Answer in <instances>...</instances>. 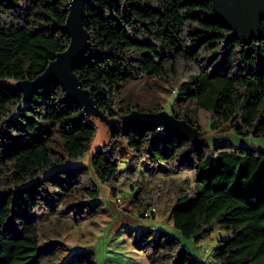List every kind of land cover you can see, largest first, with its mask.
<instances>
[{
    "label": "trees",
    "instance_id": "obj_1",
    "mask_svg": "<svg viewBox=\"0 0 264 264\" xmlns=\"http://www.w3.org/2000/svg\"><path fill=\"white\" fill-rule=\"evenodd\" d=\"M69 4L0 0V264H60L67 247L44 241L43 224L51 217L94 216L90 201L101 198L88 167L59 168L89 150L95 124L61 85L38 90L31 99L18 88L69 46L63 31ZM84 27L90 45L74 72L98 110L118 114L122 88L145 78L158 91L175 94V103L195 101L213 123L229 122L239 134L264 137V21L262 39L245 45L228 39L230 29L216 18L213 0H93ZM158 125L114 131L110 149L92 158L95 177L117 196L124 146L150 166L164 165L165 173L189 172V190L175 179L170 188L174 227L196 243L215 228L227 234L206 263L161 232L145 246L154 250L153 264H264V150L222 142L211 149L177 132L158 131ZM119 199L127 212L142 202L136 196ZM62 264L96 260L93 252L74 250Z\"/></svg>",
    "mask_w": 264,
    "mask_h": 264
},
{
    "label": "rangeland",
    "instance_id": "obj_2",
    "mask_svg": "<svg viewBox=\"0 0 264 264\" xmlns=\"http://www.w3.org/2000/svg\"><path fill=\"white\" fill-rule=\"evenodd\" d=\"M121 96L118 114L109 115L101 110L96 113L88 112V118L96 126L89 150L81 157L66 160L59 167H88L101 192L100 199L90 201L96 204V214L80 221L71 217H51L43 224L44 233L41 238L44 241L61 242L67 247L60 254V264L74 250L93 252L96 264H153L154 250L145 246L150 239L163 232L169 237L179 239L194 257L212 263L211 251L227 231L215 228L211 234L196 243L174 227L170 214L173 201L170 188L173 179L183 181L189 190L194 183L191 173H165L164 165L150 166L135 158L133 151L124 146L122 154L127 156L120 166L123 175L117 183L118 194L114 196L111 185L95 177L92 158L97 151L103 150L111 142L114 131H121L129 125L151 126L159 123L163 132H177L192 142L207 144L211 149L217 142H222L236 147L247 146L264 150V137L239 134L229 122L213 123L211 113L199 107L195 101L182 100L175 103V94L158 91L155 82L145 78L130 81L122 88ZM158 104L164 105L159 111L147 110ZM116 141L126 144L123 138ZM153 190L157 192L156 199L148 200ZM135 196L142 202L132 212L124 211L118 199L128 202ZM152 203L157 206L156 212L152 216L144 217L141 212L145 204L149 206Z\"/></svg>",
    "mask_w": 264,
    "mask_h": 264
},
{
    "label": "water",
    "instance_id": "obj_3",
    "mask_svg": "<svg viewBox=\"0 0 264 264\" xmlns=\"http://www.w3.org/2000/svg\"><path fill=\"white\" fill-rule=\"evenodd\" d=\"M93 0H70L69 13L63 31L70 36V44L50 62L46 70L32 80L21 81L18 88L31 99L41 89L61 85L70 103L83 109V113L98 112L95 98L84 89L75 65L88 52L90 35L84 27L85 8ZM215 16L230 32V41L238 40L245 45L262 39L261 25L264 21V0H213Z\"/></svg>",
    "mask_w": 264,
    "mask_h": 264
},
{
    "label": "built area",
    "instance_id": "obj_4",
    "mask_svg": "<svg viewBox=\"0 0 264 264\" xmlns=\"http://www.w3.org/2000/svg\"><path fill=\"white\" fill-rule=\"evenodd\" d=\"M157 130H158V131H162V130H163V127H162L161 125H158V126H157ZM107 149H110V146H109V145L106 147V150H107ZM118 202H119L120 205H121V201H120V199H118ZM156 210H157V206H156V204H155V203H152V204H150L146 209H144V210L141 212V214H142L144 217H149V216H152V214H154V212H156Z\"/></svg>",
    "mask_w": 264,
    "mask_h": 264
}]
</instances>
